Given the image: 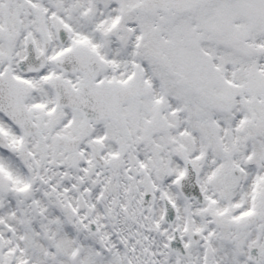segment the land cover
<instances>
[{
  "label": "snow or ice",
  "instance_id": "obj_1",
  "mask_svg": "<svg viewBox=\"0 0 264 264\" xmlns=\"http://www.w3.org/2000/svg\"><path fill=\"white\" fill-rule=\"evenodd\" d=\"M0 264H264V0H0Z\"/></svg>",
  "mask_w": 264,
  "mask_h": 264
}]
</instances>
